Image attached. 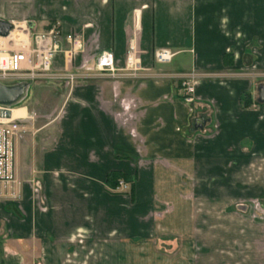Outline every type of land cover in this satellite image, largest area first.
<instances>
[{
	"label": "crops",
	"instance_id": "1",
	"mask_svg": "<svg viewBox=\"0 0 264 264\" xmlns=\"http://www.w3.org/2000/svg\"><path fill=\"white\" fill-rule=\"evenodd\" d=\"M0 20L19 24L2 43L27 42L24 24L77 34L82 51L67 63L58 53L55 70L104 51L116 69L54 93L46 120L11 109L37 128L15 142L22 183L0 206L3 264L222 262L196 253L200 214L214 200L229 213L242 193L264 199V0H0ZM159 49L171 59L157 62ZM192 71L186 103L180 76ZM112 170L134 175L133 196L105 183Z\"/></svg>",
	"mask_w": 264,
	"mask_h": 264
},
{
	"label": "built area",
	"instance_id": "2",
	"mask_svg": "<svg viewBox=\"0 0 264 264\" xmlns=\"http://www.w3.org/2000/svg\"><path fill=\"white\" fill-rule=\"evenodd\" d=\"M13 24V28L15 23ZM13 30V29H12ZM9 32L8 36L12 32ZM0 37V38H8ZM82 39L74 33H62L58 23L51 24L43 32L27 33V42L14 43L8 40L0 41V82L1 83H32L37 79H65L71 86L79 75L77 71L64 68L65 73L53 70V62L58 53H61L64 62H69L82 51ZM172 54L167 49H159L154 53L157 62H167ZM106 73L114 77V58L111 52L104 51L85 61L78 70ZM201 76L190 72L180 76L182 99L186 103L194 100V87ZM254 106H256L254 104ZM27 117L2 118L0 117V200L14 199V192L4 193L17 183L15 172V142L29 131ZM130 191L129 183L119 180L115 190Z\"/></svg>",
	"mask_w": 264,
	"mask_h": 264
},
{
	"label": "rangeland",
	"instance_id": "3",
	"mask_svg": "<svg viewBox=\"0 0 264 264\" xmlns=\"http://www.w3.org/2000/svg\"><path fill=\"white\" fill-rule=\"evenodd\" d=\"M15 24L13 30L15 29ZM24 29V33L30 32L27 29V26L24 24L22 26ZM17 30H22L21 27L17 28ZM58 73H65L64 68L61 70H55ZM85 72L83 69L78 71L77 79L80 78L82 73ZM90 74H95V72H90ZM89 74V75H90ZM103 77L109 76L106 73H100ZM111 77V76H110ZM58 81L59 84H54L51 82ZM76 81V80H75ZM73 83H76V82ZM262 81V80H261ZM34 87H32L29 91V95L26 96L17 106L15 107H27L28 113L34 118V114H36V119H43L46 120L47 118L44 117L48 114H52L54 101V93L65 95L66 92L70 89V86L65 79H37L34 80ZM13 84V83H8ZM15 84V83H14ZM55 89V90H54ZM40 100V102H38ZM14 107V108H15ZM29 115V116H30ZM38 116V117H37ZM11 117L12 112H11ZM29 124V122H28ZM36 124V121H35ZM29 132L33 133L36 130V125L30 123L29 124ZM26 136V135H25ZM18 182L20 180L17 176ZM17 183L12 185L4 193H10L11 191L17 193ZM130 190V189H129ZM233 195V193H231ZM4 199H10L8 197L2 198L0 200V206ZM12 200V199H10ZM231 207L229 208L230 211L224 210L223 213H219L216 210H219V206L225 205V203H220L219 200H214L213 206L208 211V213L200 214V227L198 230V245L194 248L196 249V253H215L216 255H224L223 261H216L214 264H264V199H257L254 196H247V194L242 193L241 196H232L230 198ZM240 204V207L237 205ZM242 204L247 205V211L244 213L243 210H246ZM258 207H261L258 208ZM258 208V209H257ZM201 209V204H200ZM222 209V208H221ZM215 210V213L214 211ZM202 211V210H201ZM200 211V213H201ZM209 217L213 218V221L208 224ZM207 218V219H206ZM218 223V224H217ZM208 224V225H207ZM2 224L0 223V237L2 236ZM230 227V229L228 228ZM224 231V236L222 235ZM221 233L219 232V230ZM229 229V230H228ZM216 240V245L211 247V242ZM219 239V240H218ZM208 240L209 244L208 245ZM224 240V241H223ZM0 238V252L2 249V243ZM221 241L224 244H221ZM213 248V249H212ZM213 251V252H212ZM1 254V253H0ZM0 262H1V255H0ZM100 264H148L146 262L142 263L137 260L135 261H125L115 258L114 261L109 262H101ZM155 264V263H154ZM199 264H206L201 262Z\"/></svg>",
	"mask_w": 264,
	"mask_h": 264
},
{
	"label": "water",
	"instance_id": "4",
	"mask_svg": "<svg viewBox=\"0 0 264 264\" xmlns=\"http://www.w3.org/2000/svg\"><path fill=\"white\" fill-rule=\"evenodd\" d=\"M13 29V24L9 21L0 20V37L8 36ZM28 82L15 84H5L0 82V117L10 118L11 109L18 105L26 96L29 87ZM257 102L264 104V85L260 84L257 90ZM204 118H196L194 127H202Z\"/></svg>",
	"mask_w": 264,
	"mask_h": 264
},
{
	"label": "trees",
	"instance_id": "5",
	"mask_svg": "<svg viewBox=\"0 0 264 264\" xmlns=\"http://www.w3.org/2000/svg\"><path fill=\"white\" fill-rule=\"evenodd\" d=\"M251 104L248 94L244 97V106H249ZM17 106V105H16ZM15 107V106H14ZM123 180L130 184L131 196H133L134 187V175H129L121 171L112 170L106 174L105 183L110 187V189L115 190L118 186V181ZM0 264H3L2 260Z\"/></svg>",
	"mask_w": 264,
	"mask_h": 264
},
{
	"label": "bare ground",
	"instance_id": "6",
	"mask_svg": "<svg viewBox=\"0 0 264 264\" xmlns=\"http://www.w3.org/2000/svg\"><path fill=\"white\" fill-rule=\"evenodd\" d=\"M13 31V30H12ZM11 34V33H10ZM20 34V33H19ZM26 38V37H25ZM17 39V38H16ZM19 39V38H18ZM20 40H21V38H20ZM25 40V39H24ZM17 43V42H16ZM21 44V43H20ZM16 108V107H15ZM12 109H14V107L12 108Z\"/></svg>",
	"mask_w": 264,
	"mask_h": 264
}]
</instances>
